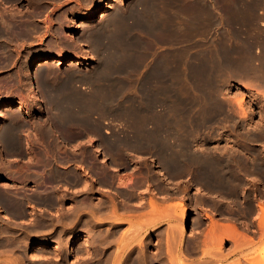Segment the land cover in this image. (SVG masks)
Segmentation results:
<instances>
[{
	"label": "bare ground",
	"instance_id": "bare-ground-1",
	"mask_svg": "<svg viewBox=\"0 0 264 264\" xmlns=\"http://www.w3.org/2000/svg\"><path fill=\"white\" fill-rule=\"evenodd\" d=\"M11 1L12 0H0V5H3L4 2H11ZM125 1L126 0H116V2L119 4H124ZM186 1L189 3V6H187L186 8L189 10L190 13L193 11V13L191 15L189 13V16L186 14H183L182 13L183 10H181V8H179L182 5L181 0H135L134 2H132L130 7L127 8L125 6L121 10H115L114 13L112 12V14H111V11H113V7H115L113 4L114 2L111 0H102L101 5H99L98 7H96L95 9H93L92 11H90L89 13H87L85 15H82V16L80 15V17H78V23L77 24H83L85 26L87 24H89L88 28L90 29V27H91L90 31L83 34V35L91 38L90 41H92V46H93V41L95 40L94 41L95 42V44H94L95 49H93V50H95V52L99 53V55H101V58L99 59L98 64L95 67V71H92L91 73L87 72L88 74L87 73L85 74V72H84L85 75L82 74L83 76H79L80 75L79 73L81 71L78 73L77 72L78 70L75 69L76 71L72 70V71H69L67 74L64 73L66 75H65V77L63 76L64 77L63 80L60 81L57 78L59 81V84H57L58 81L56 83L58 85V89H57V87L55 88V89H57V91L55 92V90L51 89L52 91L45 93V96L43 95L44 97H46V99H47L46 101L49 104V108H50L49 113H51L50 114L51 116H49V118L51 117V120L53 118L52 124H55V126L56 125L59 126L60 131L65 129L67 124L69 126L71 124V122H74V123L75 122H78V123L81 122L80 126H82V123H83V125L84 124H86L87 126L90 125L92 127V130L94 128L97 135L98 134L102 135V131H103L102 128L103 127H102L101 121H103V118L105 120L106 117H109L110 121H111L113 119H117V118L119 119V118H126L127 117L128 120L127 119H125V120H127V123L129 122V126H128V128L130 129L129 134L125 133L126 135L125 136L120 135L121 137L120 136L114 137L112 135L113 138L111 137L112 140H110V143L128 146L129 148H131V151H134V150L138 151L139 150L140 154H142L141 153L142 151L144 153V151L147 152L148 150L153 149V151H154L153 153H155V156H150V155L149 156L153 157V159H151L152 161L155 159V162H156L155 167L157 168V171H155V173H158V177L155 180L152 178V175L148 174L150 172H147V173L142 172V171L138 172L139 177H140V182H139L140 184L138 183L139 185L137 184V182L135 183V181L139 178V177L137 179L134 178L135 173L131 172L134 177L131 176L132 174H130V175H128V178H127V176H126V178L119 177L118 176L119 174L115 173L116 177H119L117 179L118 180V186L119 185H121V186L126 185V183L130 181L129 176H131V178L135 179V181L133 180V182L130 181L129 184L133 183V184H135V185L137 184V185L134 187V185L132 184L133 185V186H131L132 187V193H130V192L128 193V191H127L126 192L127 196L124 198V199H128L129 202H130V200H132L134 198L136 199V197L140 198L142 200L141 203L143 202V196L140 197L138 193L135 195L133 191H136L137 187L142 186L145 182L148 183V185H147L148 187L150 185H152L151 191H154L155 193L157 192L156 194H158V193L162 194L160 198L167 199V198L171 197V193L169 191L174 189V185L178 183V182H174V181L172 182L171 178L173 176L180 178V179L186 178L183 181H188L189 187L191 186L192 189L194 190L193 191L194 195L197 194L199 196V197H197L199 200H197V202L194 203L196 213H195L194 217H192L193 218L192 219V228L195 229V231L193 230V232L196 233L193 236L196 238V241L192 242L191 245L186 246V247H188L189 253L187 252V250L186 251L184 250V251L187 252L188 255L191 253H193V254L194 253H196V254L200 253L202 258H200L201 259L200 261H194L195 259L191 260L190 259L191 257L189 258V256H191V255L187 256L186 255L187 253H185V252H183V250H181L180 245L178 248L179 251H178L177 257L174 258L175 254L171 253L172 251L169 250L170 249L169 247H171V245L174 243L175 236L173 235V233L172 234L169 233L167 235V240H166L167 241V245H166V249H165L166 252L163 253L164 255L162 254L163 256H160L161 258L159 257L160 259H158V262H157V259L154 258L156 260L155 262H157V264H220L219 257L223 256V255L220 254V256H218V253H220V251L222 250V247L224 246L226 241H230V243L232 241V243H233V245H235V247H236V245H239V246L247 248V252H243L242 256L240 255L241 259L238 260L237 263L235 262V264H241L242 260L246 264H264V194L260 193L261 194L260 196H257L255 194V190L258 191L256 188V187H258L257 185H260L261 186L260 190L264 191V157H263L262 153H260L257 149H255L253 147L255 145L256 146L260 145L259 147H261L260 148L261 152H263V150H264V11L261 13H258V14L255 13L258 8H262L264 10V0H248L246 3L244 2V0H227L229 3H232V9H230L231 14H229V15H231V17L232 16L233 17L229 18V21H228L229 26L227 28H225L224 36L219 40V42L217 44L213 45V47H211V48H209V46L202 47V48L198 49L197 52L191 51L193 48H192V45L190 43H188L189 39H191L192 36H195V35L197 36L201 33L203 34L204 32L208 33L207 25L208 26L211 25V23H209L211 21L209 20V22H207V20L211 19L212 17L211 18L209 17L210 14L207 13V11L210 8H211L210 10L212 11L213 8L216 9L218 7V6L216 7V5H215L217 0H186ZM186 1L183 0L184 3ZM184 3L182 5V9L185 8L183 6L186 3L185 4ZM7 4H6V6L9 5V4L8 5ZM48 4H50V3H48ZM14 5H16V4H14ZM230 5H228V6L230 7ZM3 6L5 7V5H3ZM221 6L222 5L220 4V7ZM13 7L11 6V9ZM1 8H3V7H1ZM7 8H6V11H8ZM186 8H185V11H187V13H188V10H186ZM77 9H79V8H77ZM167 9L170 12H168ZM243 10L248 11V12H246L247 13L246 15H243ZM13 11H14V9H13ZM15 11L16 12H14V13L18 12L17 10H15ZM211 11H210V13H212ZM9 12H12V11H9ZM222 13H223V11H222ZM3 14H1L0 17ZM7 15H8V19H9L8 21L6 18ZM7 15L5 16L6 20L4 18L0 20V40L2 39L0 41V53L2 54L1 58L5 59V61H6V59H7V61H9L8 59H10V56H12V55L16 56L17 55V53H16V55H14L16 48L19 46H22L25 43L24 40H26V39L28 40L30 37H33L32 36L33 27L32 26H34V27L37 26L33 22H32L33 23L32 26H31L32 23L30 24L29 22H28L29 24L24 23V22L17 24L18 23L17 21H16V23H14L15 21L13 22V20L10 19L9 14H7ZM10 15H11V13H10ZM16 15H18V14H16ZM66 15H64V17ZM220 15L221 14L219 12V16ZM224 16H226V15H223V17ZM13 17H11V18H13ZM97 18H104V19L101 22H96L98 24L95 25L94 27L91 26V24H93L94 20H96ZM213 18H214V16H213ZM28 20L29 19H27V20L25 19L24 21H28ZM31 20H33V19H31ZM218 20L213 19L212 23L213 22L214 23L216 22V24L220 23L221 19L219 20V22H218ZM235 22H237L238 24ZM60 24H62V23H60ZM185 24H187V26H184ZM78 26H80V25H78ZM78 26H76V27H78ZM213 26H211V28ZM223 26H222V28H223ZM215 28H218V30H219V27L215 26ZM81 29H79V30H81ZM89 29H87V30H89ZM76 30H77V28H74V33ZM35 31H37V30H35ZM135 31L137 32V34L139 32V34H141V33H142V35L145 34V36H148V38L151 37L150 40H152L151 41L152 44H153V42H156L158 40V38H160V40L163 39L162 41H168L164 44L168 45L170 43L172 46L170 45V48H168L165 51H162L161 53H158V52L152 53L151 48H153L152 47L153 45L149 44L150 42L148 41L149 43L148 42L147 43L150 46H148V48H147V45H146L147 43L145 42L147 39L145 38L142 41L140 36L136 35ZM215 31H216V29H215ZM160 34H162V35L166 34V35L161 36ZM77 36H78L77 38H79L81 36V33H78ZM159 36H161L163 38H161ZM197 37H199V36H197ZM208 38H210V37H208ZM196 39L193 38L194 41ZM29 40H31V39H29ZM79 40L82 41L81 38H79ZM79 40L77 39V41L79 42L78 46L82 47L85 44V41H83L84 42V44H83ZM198 40H199V38H198ZM202 40L205 41L204 38H202ZM212 40H213V38H212ZM217 40H218V37H217ZM23 41H24V43H23ZM87 41L89 42L88 38H87ZM162 41H160L161 43L160 42L159 43L162 44ZM182 41H183L182 45L180 44L181 46H177L178 43H181ZM75 42H76V40H75ZM88 42H86V43H88ZM157 43L158 42H156V44H155L156 46L158 45ZM202 43H204V42H202ZM212 43H213V41H212ZM230 43H233V45ZM205 44H206V42H205ZM73 45H75V44H73ZM174 45H176L177 47H175ZM78 46H77V48H78ZM70 47H71V45H70ZM70 47H69V49H70ZM56 48L58 49V51L54 57L50 56V55H45L43 57H33L34 55H32L29 58L24 57L21 60V63L19 66V67H21V71H18V74H16V77H17V75H19L25 79V82L27 83L26 85L28 86V90H29L28 93L30 94V100L35 107V109L33 111L42 110L43 106H44L43 100L41 98V93H40L41 88L39 87L40 86L39 83H42L41 86L48 84V83L46 84V82L48 80L47 79L48 74L46 73V77H45L44 69H40L39 67H38L39 68L38 72H39V79L40 80H39V82L37 81V79L35 78L36 76L34 74V72L36 71V70L34 71L36 66H42L43 67V66H45L47 64H51V63L52 64L53 63L62 64V62H65V61H72L77 66H80L81 64H84V63L88 64L91 62V59L85 58L86 57L85 55L83 57L80 54L77 55L75 53H69L70 51L69 52L66 51L68 49V47H66V46L64 47V46L59 45ZM49 50L50 49H48L47 51H49ZM80 50H82V49H80ZM194 50H195V48H194ZM43 51H45V50H43ZM84 51H86V50H84ZM159 51H161V50H159ZM89 52H90V50H89ZM27 53H26V56H27ZM102 54H103V57H102ZM149 56H152V57L150 58ZM143 58L147 59L145 64L143 63V62H145V60ZM149 58H150V60H148ZM140 60L141 61L144 60V61L141 62ZM142 63L144 64L143 65L144 69L143 70H142V68L140 69V70H142V72H140L142 74V75H140L141 79H130L132 76H135L138 74L134 71L137 70L138 69L137 67L139 65H142ZM4 64H6V63H4ZM1 65H3V64H1ZM7 65H8V63H7ZM129 65H131V67ZM135 66H137V67H135ZM127 67H129L132 70L131 71L132 73L129 72V74L130 75L132 74V75L130 76V78H127V79L124 78L125 80H123V79H121L123 77H121L120 74H125V72L122 73V71L128 70ZM3 68H5V67H3ZM135 68H137V69H135ZM138 72H139V69H138ZM14 75L15 74H13V76ZM117 75L120 76L121 78L119 77V79H118ZM124 76L127 77L128 74H127V76L126 75H124ZM9 77L7 76V78H9ZM77 77L78 78L81 77V80H85L89 83H92V84L95 83L94 86H90L91 84L89 85L90 88L95 87L94 92L90 93V95H89L90 98H89V96H87V99L89 98L87 100L86 98L84 99L82 97L83 100L89 102L87 104H83L81 102L80 97H79L80 95L78 96V94H77L78 92L76 90H74V91L77 92L76 93L77 95L70 94L72 88H70L69 86H70L71 82H73L75 80V78L77 79ZM59 78H62V77L60 76ZM13 79H16V78L14 77V78H12V80ZM18 79H17L16 83L19 84ZM57 79H55V80H57ZM4 80H5V77L1 81L3 82ZM9 81L7 80V82H9ZM21 81H23V80H21ZM75 81H77V80H75ZM25 82H24V85H25ZM50 82H51V80H50ZM238 82H239V86H240L239 88L240 89H244V88L247 90L254 89V92L257 93V94L255 93L256 94L255 96L260 97L259 98L261 100L260 102H262L260 104V109H262V110L258 111V114H257V111L255 112V110L251 106H246L247 108L245 107L243 95H242L243 98L241 97L240 99L239 98L237 99L236 97H235L236 100L235 99H233V100L228 99L229 97H227V96L229 95V93H228V95L226 93L229 92L228 90L231 87H234V85L237 84ZM13 83L10 82L9 86L13 87V85L14 86L17 85L15 82H13ZM50 84H48V85H50ZM7 85H8V83H7ZM24 85H22V86H24ZM5 86H6V84H5ZM50 86H52V85H50ZM47 87H42V90H43V88L46 89ZM127 87H128V90H127ZM52 88H54V87H52ZM68 88L71 89L70 92L68 91L69 90ZM131 88L132 89L134 88V89L132 90ZM6 90H8V89H6ZM12 91H14V90H12ZM92 91H93V89H92ZM22 92H24V91H22ZM18 94H19V92H18ZM245 94H246V92H245ZM252 94H249V95H252ZM20 95H21V93H20ZM234 96L232 95V97H234ZM232 97H231V99H232ZM253 97L251 96V98H253ZM119 99L121 101H119ZM259 99L257 101H259ZM228 100H230V101H228ZM231 101H233V102H231ZM24 102L25 101H23L22 99L21 100L9 99L5 102L0 101V152L2 154L7 152V154H8L7 156H8L9 161L11 160V163H12V161H14V164L17 161V157L14 154H12V152H14V151L18 152L19 150L23 151V148L21 149L20 142L18 141L19 138H17L18 131L20 130L21 127L23 128L26 123L24 124V122H23V124H22L23 118L17 119L18 117L16 118L15 122H13L14 121L13 118H15V117H13L12 118L13 121L11 119L12 123L8 124L7 123L8 121L6 122V120L3 116V111L5 112V109H6V110H13V111L15 110V113L16 112L18 113L19 111H24V110L25 111L27 110L26 112H28L26 103H24ZM230 104H234L235 106H238L237 108L240 111H236L235 106L233 107L234 110L229 108ZM248 104H249V102H248ZM255 104L257 105V103H255ZM28 108H30V107H28ZM258 109H259V107H258ZM94 112L96 114L95 115L96 117H95V120L93 121V118L91 119V117H92L91 114H93ZM255 115H260V117L257 116L258 118H260L259 121L257 120L259 123L256 120L255 121L257 123L254 122V120L252 121L253 116H255ZM16 116H18V115H16ZM6 118H8V117H6ZM19 118H20V116H19ZM49 118L47 120H49ZM111 118H113V119H111ZM20 120H22L21 123H20ZM253 122H254V124H253ZM44 124H45V122H44ZM34 125L36 126V124H34ZM28 126L33 128V124H28ZM49 126H50L49 124H48V127L46 126V128H45V126H43V124H40L38 126L39 128H37V126H36V130H38V129L40 130V132L42 133V137L44 135L43 139L46 138L45 135L47 136V134L48 135L52 134L55 137V141L60 142L61 144L62 143L64 144V142L69 141L70 137H68V139H66V136H64L60 133H59L60 135L58 134L59 130L58 131L55 130L57 132L54 131L55 126L54 127L52 126L53 130H51L52 128H51V126L49 128ZM119 126H120V124H119ZM84 128H87V127H84ZM128 128H126V130ZM229 128L235 129L234 131L232 130L233 134H235V135L236 134L239 135V133H242L244 135L243 138H241V136L239 135V138H241V140H240L238 137L236 138L235 136L232 135L233 137H235V139H236L235 140L233 137H232L233 138L232 139V138H228V136H227L228 140L223 144L220 143L217 139L220 140L221 138H223L222 135L226 134L225 132ZM81 129H82L81 131H83V126ZM124 129L125 128H123L122 130H124ZM246 129H250L251 131H246ZM39 130H38V132H39ZM84 131H86V130H84ZM83 132H82V134H83ZM122 132L123 131H121V133ZM228 132H230V131H228ZM62 133H64V132H62ZM79 133H81V132H79ZM113 133H115V132H113ZM118 133H120V132H118ZM118 133H115V134H118ZM215 134L219 137L216 139L217 141H215V140L213 141V139H214L213 135H215ZM231 134L232 133H230V136H231ZM212 136H213V139H212ZM217 136H215V138ZM230 139H232V140H230ZM52 140H54V139H52ZM223 140H224V138L222 139V141ZM49 142H52V141L49 140ZM57 142H54L53 144L49 143L50 144V145L48 144L49 148L54 149ZM258 142H260V144H257ZM43 143H45L44 140H43ZM211 143H216V144L211 145ZM51 144H52V146H51ZM44 145H47V143ZM2 146H3V148H2ZM92 146L94 147L93 148L94 154H98L99 153L98 152L99 151L98 150L99 144H97L95 141L92 140ZM52 147H54V148H52ZM59 147H57V148H59ZM31 149H29V150L26 149V151H25V153L29 155L28 156L29 158H30V152L32 151ZM50 149H48V148L46 149V147H45V150L44 149H42V150H44L46 152L47 151H53ZM56 149L54 151H56ZM140 150H142V151L140 152ZM60 151H61V148H60ZM62 152L63 151H61V153H59V154L60 155L63 153L66 154L65 152H63V153ZM57 153H58V151H57ZM57 153H56V155H57ZM67 153H68V151H67ZM50 154H52V153H50ZM145 154L148 155V153H145ZM149 154H150V152H149ZM36 155H39V154H36ZM33 156H34V154H33ZM49 156H47V157H49ZM92 156H93V154L91 156L89 155L90 158H93ZM39 157L40 156H38L37 158H33L34 162L36 161L35 159H38ZM47 157L45 156L43 158V156H42L39 159L40 163L37 160L39 163V164L37 163L38 164L37 167H36V165L32 166V167H36V168L41 166V170L38 169L39 171L35 170V171H31V172L27 173L25 170L21 169L20 166H18V164H16L21 171H25L27 173L24 176H19V177L16 176L18 174V172H21V171H18L19 169L17 170L18 172L15 176L13 173L16 170L13 171V173H12V172H10V170H11L10 169L9 171H6V173H5V170L8 169L7 166H5L2 169L1 176L4 175V174H2L4 172L5 174L8 173V175H7L8 179L11 177V179H10L11 184L10 185H4L7 183H4L3 181H2V183H0V184L4 183L3 186L0 185L1 186L0 187V211L3 210L1 208V205H4V206H6V208L10 209V212H11V213L5 214L7 216V217L5 216L6 219H8L12 222L18 216L24 215L25 206L28 208H32V209L34 208L31 206L32 204L29 205L30 202L28 203L30 197L27 200V197L30 195L32 196V193L29 192L30 194L25 198L27 193L25 194L24 192H28V189H27V191L25 189L24 192H22L25 194L24 197H20L17 194L20 189L21 190L23 189V188H21L23 185L20 187V189L17 190V193L15 192L16 190L15 191L13 190L12 186L16 185L17 183L23 184V183H25L24 181H28V182H32V183L36 184L35 185L36 188L37 187L42 188V191L36 190V192L34 193L36 195L34 196V201H33L34 203H36V205H40V206H43V205H49V206L51 205L52 206L54 203H58V199L63 198V196H61V195L58 196L56 194V190H58L56 187L59 188V187L63 186L62 189L64 190L65 188L70 187V185H73V184L76 185L75 184L76 182L79 183L78 181H75L71 178V176L73 175V172H71V171H65V173L56 172L59 170V167L61 166V164L59 165L58 170H56V169H54V166H57V164H58V163L56 164V159L54 157L53 158L52 157L47 158ZM58 157H60V156H58ZM71 157H73V156H71ZM133 157H135L134 154H133ZM29 158H28V160L31 161L32 159L30 160ZM83 158L85 159L87 157H82V159ZM145 158H143V159H145ZM59 159H60V163L62 162L63 165H66L64 163L70 162V159H68L67 156L66 157H64V156L60 157ZM50 160L52 161L54 166L51 165ZM58 161L59 160H57V162ZM133 161H135V160H133ZM142 162H141V164H142ZM149 162L151 163V161H149ZM26 163H27V161H26ZM31 163L29 162V165ZM137 163H140V162H137ZM148 163L145 165H148ZM5 164H6V162H5ZM11 166H12V164H11ZM50 166H52V167H50ZM65 167L66 166H64L63 168H65ZM118 167H119V165L117 164V162L113 161V168L117 170ZM27 168H28V165H27ZM27 168H25V169H27ZM29 168H31V167L29 166ZM132 168H133V166H132ZM134 168H136V167L134 166ZM141 168H142V166H141ZM145 168H147V166ZM33 169L34 168H32V170ZM28 170L29 169H27V171ZM138 170H140V169L138 168ZM138 170L136 169V171H138ZM101 171L107 172L104 165H101ZM151 171L154 173L153 170H151ZM22 173L23 172H21V174ZM142 173H144L146 176L145 181H143V179H142V176H141ZM21 174L19 173L18 175H21ZM62 174H64V176H67L66 179L68 181H66V182L59 181L58 178L60 176H62ZM9 175H10V177H9ZM136 175H137V173H136ZM113 179H114V177L112 178V180ZM85 180H87V179H85ZM108 181H110V179L108 177H105L99 183V186L102 189H105L104 193L106 191L107 192L106 194H109L111 200L108 201L107 205L104 204V202L106 200H101L100 197H99L100 199L98 198L99 200H97V202H95V207H96L95 214L100 215L98 218L103 217L105 215V213H106V215H108L109 210L111 211L110 213H112L113 216L115 217V216H117V209L121 210V208H122V207L121 208L118 207L119 205L116 206L118 204V203L117 204L115 203L116 199H117V197H116L117 195L115 194L116 192L115 193L112 192L110 190V188L106 185V183ZM85 183H87V181ZM154 183H156V185H154ZM16 187H17V185H16ZM127 187H128V185H127ZM129 188H130V185H129ZM31 189H29V191H32ZM89 190H91V189H89ZM182 190L184 192L187 191L188 186L185 184L183 186ZM32 192H34V191H32ZM95 192H96V190H95ZM146 192H148V191H145V193ZM126 194H124V195H126ZM151 194H153V192ZM225 194H227V195H225ZM250 194L252 195L251 197H249ZM20 195H22V194H20ZM119 195L121 196V193ZM156 196L158 197V195H156ZM196 196H195V198H196ZM255 196H257L261 200H259V199L256 200ZM95 198L97 199V197H95ZM119 199H117V202ZM30 200H32V198ZM225 200L230 201L231 203H229V204L232 206H235L234 208H237L238 210H239L238 207L240 205L238 206L236 204L237 203L236 201L238 200L241 202V203L239 202L241 204V208H242V209H240L241 211L239 210L241 213L240 212H238V213L242 214L241 217H242V220H244V224L242 225L243 227L242 226L241 227L244 230L242 229L243 230L242 231L241 227H240V230H241V232H240V230L237 229L238 226L236 225L237 226L236 227L234 225V224H236L235 222H231V223H220V222L218 223L217 222V224L211 223L210 228L207 227L209 229H206V231H205V229H203V227H202L203 219H205V218H207L208 220L212 219L214 217L213 216L214 214L210 209L213 208L214 209L213 211L217 212V210H218L217 206L220 205L221 203H225V202H223ZM254 200H256V201L259 200L258 201L259 204L256 203L258 205V207H257L259 209L258 211H257V208H256V210H254L255 209ZM162 201H163V199H162ZM122 202H124V201H122ZM136 202L138 203L139 201H136ZM105 203H107V202H105ZM126 203H128V202H126ZM134 203H132V204H134ZM244 203H246V204H244ZM129 204H131V203H129ZM129 204H127V205H129ZM151 204L153 205L152 200H151ZM227 204H228V202H227ZM242 204H244V205H242ZM202 205H205L207 208H204V206L202 207ZM120 206H122V203ZM129 206H126V207L129 208ZM143 206H144V204H143ZM143 206L141 208H143ZM170 206H171V204H170ZM170 206H169V208L174 207L173 205L171 207ZM124 207L125 206H123L122 209H124ZM131 207H133V205ZM199 207L200 208L202 207L201 210H199ZM133 208H130V209H133ZM244 208H246L247 210L244 211L245 210ZM252 209L254 211H257L256 212L257 214L255 213L256 216L255 215H253V216L259 217V221H258L259 224H257V226L253 225L256 228L258 226H259L258 228H260L259 235L261 233V236L260 237L258 236V237L261 239L259 240V242L257 240H256L257 242H255L254 238H253V236H254L253 234H255L258 230L256 231L254 229L256 232L252 233V231L249 229V222L250 221L248 222L247 219H245L246 213L248 212V214H249V212ZM169 210L170 209H168L167 212ZM230 210L233 211L234 209H230ZM126 211H128V209H126ZM126 211L124 210V214ZM162 211H163V209H162ZM74 212L75 211L73 209L72 213H74ZM177 212H178V217L181 218L180 219L181 221L177 219V217H176L177 215L176 216L174 215V217L178 221L182 222L181 224L179 223L180 224V227H179L180 232L179 233L181 236H183L185 234L187 235V230L185 231V226H186L185 220H186V215H187L188 209H187V203L185 202V199H181L177 203ZM118 213H119V211H118ZM129 213H130V211H129ZM168 213H170L169 214V216H170L171 213H173V212L171 210V212L169 211ZM251 213H254V212H251ZM119 214H121V213H119ZM152 214H154V213L152 212ZM67 215H68V213H67ZM97 215H95V216H97ZM169 216H167V217H169ZM248 216L250 218V215H248ZM241 217L239 219H241ZM98 218L96 217V220H99ZM107 218L109 219V216ZM119 218H120V216H119ZM252 219H253V217H252ZM152 220H154V219H152ZM213 220H214V218H213ZM215 220H217V219H215ZM253 220H255V218ZM121 221H120V223H123ZM218 221H220V220H218ZM154 222H150V224L154 223ZM95 223H96V221H95ZM104 223H105L104 220H102L101 222L98 221L95 224V228L102 226V224H104ZM107 223L109 224V222H107ZM148 223L146 222V224H144V223L143 224L147 225ZM206 223H207V221H206ZM232 223H234V224H232ZM251 223L252 222H250V224ZM46 224H49V223H46ZM46 224H45V226H46ZM118 224L111 225V228H109V229L107 227H105L107 231L105 230L106 232H104V234L102 233L104 230L101 232L102 229L100 230L98 228L99 230H97V229L95 230V241H96V243H95V247H96L95 264H116L115 263V257H113L111 260L110 258L112 256V254H111V252L108 253V251L111 248V246L113 245V243H115L117 245L116 251L118 253H120V252L123 253V256L121 257L120 262L125 263V264H150V261H149V258L147 257V254L144 253L145 249L143 250V247L145 246L144 239L143 240L139 239V241L137 242L138 247H136V249H134V250H136L135 251L136 255L134 257H132L134 250H132L130 248H125L126 247L125 243H127V240H128V238H127L128 234H124L123 236L120 234V236L122 238L121 239L119 238V241H117V242L114 241L113 235L115 234V232L118 231V229H120V225H121V224H119V225ZM150 224H148V225H150ZM168 224H169V222H168ZM39 225H43V223L42 224L38 223L37 226H39ZM140 225H142V224H140ZM45 226H43V227H45ZM107 226H109V225H107ZM136 226L138 227V225H136ZM155 226H156V223L151 225V227H155ZM137 227H135V228H137ZM204 227L206 228V226H204ZM102 228H104V227H102ZM130 228H131V226H130ZM132 228H131V230H132ZM174 228H176V227L174 226ZM174 228H173V230H174ZM138 229H139V227H138ZM169 229H171V228H169ZM140 230H141V228H140ZM123 231L125 232V230H123ZM139 231H137V232L139 233ZM0 232L2 233L3 231L1 230ZM133 232H134V229H133ZM1 233H0V235H1ZM8 233H10V232H8ZM127 233L130 234V232H127ZM135 233H136V231H135ZM197 234H198V236H197ZM130 235H131V237H133L132 234H130ZM156 235L157 234H155V236ZM200 235H201L202 239H201ZM7 236H6V238H7ZM10 236H9V238H10ZM111 236H112V238H111ZM136 236H137V234H136ZM2 237H4V235H2ZM258 237H256V238H258ZM138 238H141L140 235ZM4 239L5 238H3V240ZM75 239H77V238H75ZM1 240L2 239L0 238V246L3 245L5 247L7 242L5 244V242H3ZM10 240H12V239H10ZM12 244H13V241H12ZM83 244H84V246L86 245L87 247H89L92 244V242L90 239H88V240H84ZM8 245H9V242H8ZM54 246L55 247L52 248V253H53V256L56 258V260H58L57 258H59L60 254L57 251H60L63 248V243L57 242L56 244H54ZM73 246H74V244H73ZM46 247H47L46 243H40L39 245H37V247H35L34 250L35 251H44V250H46ZM172 247H173V245H172ZM184 247H182V248H184ZM235 247L233 246L232 249H234ZM128 249H130V250H128ZM232 249H231V251H232ZM71 251H73V248L70 247V252ZM214 251H215V253H214ZM229 251H230V249H229ZM224 252H228V251L224 250ZM86 253H87L86 255H88L89 252L86 251ZM126 254L128 256L125 258ZM258 254H260L259 257H256V255H258ZM172 255H174V256L172 257ZM31 258L33 260H39L40 259L42 261L46 259V257H41L39 255H34ZM17 260H18V258L15 259V261H17ZM88 260H89V258H88ZM88 260H85V261L87 262ZM236 260H233V262ZM72 262H73V264L74 263L76 264V262H78V261L74 260ZM231 262H229V263L232 264L233 262L232 263ZM244 262H243V264H245ZM10 263H11L10 261H7V264H10ZM117 264H119V263H117Z\"/></svg>",
	"mask_w": 264,
	"mask_h": 264
},
{
	"label": "rangeland",
	"instance_id": "rangeland-1",
	"mask_svg": "<svg viewBox=\"0 0 264 264\" xmlns=\"http://www.w3.org/2000/svg\"><path fill=\"white\" fill-rule=\"evenodd\" d=\"M111 1H113L112 3L114 4V6L115 7H113V11H111V14H112V12L114 13V11L115 10H121V9H123V7H130V5L132 4V2H134L133 0H126L125 1V3L124 4H119V3H117L116 2V0H111ZM182 2H181V4L183 5V0H181ZM184 1H186V0H184ZM225 0H217V2H216V9H212V11L209 9L208 11H207V13H209L210 14V18L211 19H208L207 20V22H209V20L211 21V22H209V23H211V25H207V31H208V33L207 32H204L202 35L201 34H199V35H197V36H199V37H197L196 35V37L195 36H192L191 37V39H189V42L188 43H190L191 45H192V52H197L198 51V49H200V48H202V47H206V46H209V48H211V47H213V45H215V44H217L218 42H219V40L224 36V32H225V28H227L229 25H228V21H229V18H232L231 17V15H229V14H231V12H230V9H232V3H229L227 0L224 2ZM248 0H244V2L246 3ZM47 2V3H46ZM215 2V1H214ZM8 5V6H6V4ZM48 3H50V4H48ZM52 3V4H51ZM101 3H102V0H12L11 2H4L3 3V5H5V7L7 8V10L8 11H6V8L3 6V5H0V8L1 7H3V8H1L0 10V15L1 14H3L1 17H0V20L1 19H5L6 20V18H7V21L9 20L8 19V15L7 14H9V17H10V19L11 20H13V22L14 23H16V21L18 22L17 24H19V23H34V24H36L35 26L37 27H34V26H32L33 25V23L31 24V26L33 27V34H32V36L33 37H30L29 39H31V40H24L25 41V43H24V41H23V45L22 46H19V47H17L16 48V51H15V53H14V55H16V53H17V55L16 56H10V59H8L9 61H7V59H6V61H5V59H3V58H1V53H0V101H2V102H5V101H7V100H9V99H14V100H17V99H19V100H23V101H25L24 103H26V106H27V109H28V112H26L25 110L24 111H19L18 113L16 112L15 113V110L13 111V110H6L5 109V112L3 111V116H4V118H5V120H6V122L9 124H11L12 123V121H13V119H14V121L13 122H15V120H16V118L17 119H22V120H20V123H21V121H22V124H23V122H24V124L26 125H24V127L22 128H20V132L18 131V135H17V138H19L18 139V141L20 142V145H21V149L23 148V151L22 150H19L18 152L17 151H14V152H12V154H14L16 157H17V161L15 162V164H14V161H12V163H11V160L9 161V159H8V154H7V152H5L4 154H2L1 152H0V183H2V181L4 182V183H7V184H4V185H10L11 184V177H10V175H9V179H8V173L7 174H5L6 173V171H9L10 169V172H12L13 173V171H15L13 174H14V176L17 174V172L18 171H21L20 169H19V167L18 166H20V168L21 169H23V170H25L27 173H29V172H31V171H39L38 169H40L41 170V166L40 167H38V168H36L37 167V165L40 163V158L43 156V158L46 156H49V157H47V158H50V157H54L55 159H56V164H57V166H54L53 165V163H52V161H51V165L52 166H54V169H56V170H58V167H59V165L61 164V166L59 167V170L58 171H56V172H61V173H65V171H71V172H73V173H80V174H83V177L80 179V180H77L79 183H75L76 185H70V187H68V188H65L64 190L62 189L63 188V186H61V187H56L58 190H56V194L59 196V195H61V196H63V198H60V199H58V203H54L52 206L50 205H43V206H40V205H36V203H34L33 201H34V196L36 195V194H34L35 192H36V190H39V191H42V188H36L35 187V185L36 184H34V183H32V182H28V181H24L25 183H17L16 185H17V187H16V185H13L12 187H13V190L17 193V190L18 189H20V187L21 188H23L22 190L20 189L19 190V192L17 193L20 197H24L25 196V194H26V196H25V198L30 194V193H32V196L30 195V196H28L27 197V200H28V198L30 197V199L32 198V200H30L29 199V201H28V203H29V205H31L32 207H34L33 209L32 208H28V207H26L25 206V213H24V215H22V216H18L17 218H15V220H13L12 222L10 221V220H8V219H6L5 218V214H7V213H11L10 212V209H8V208H6V206H4V205H1V208L3 209L2 211H0V231L2 230L3 232L1 233V235H0V238L2 239L1 241H3V242H5V244H6V242H7V244H6V246L4 247L3 245H1L0 246V264H7V261H10L11 263L10 264H73V262L72 261H74V260H76V261H78V262H76V264H95V255H96V247H95V243H96V241H95V230L97 229V230H101V232L104 234V232H106L107 230H106V228L105 227H107L108 229L109 228H111V225H115V224H121L120 225V229H118V231L117 232H115V234L113 235V239H114V241H119V238L121 239L122 237L120 236V234L123 236L124 234H128V236H127V238H128V240H127V243H125V248H130V249H132V250H134V249H136V247H138L137 246V242L139 241V239H141V240H143L144 239V244H145V246L143 247V250H144V253L145 254H147V257L149 258V261H150V264H157V262H158V259H160L161 257L160 256H163L164 254L163 253H165L166 252V245H167V235L169 234V233H173V235L175 236V240H174V243L172 244L173 245V247H172V245H171V247H169L170 249V251H172L171 253L172 254H175V256L174 255H172V257L174 256V258L175 257H177V254H178V248H179V245L181 246V250H183V252H185L186 250H187V252H188V247H186V246H189V245H191V243L192 242H194V241H196V238L193 236V235H195L196 233L195 232H193V230L195 231V229L194 228H192V217H194V215H195V213H196V210H195V202H197V200H199L197 197H199L197 194H195L194 195V190L192 189V187L190 186L189 187V183H188V181H183V180H185L186 178H182V179H180V178H177V177H175V176H173L172 178H171V180H172V182L174 181V182H178L177 184H175L174 185V189H172V190H170L169 192L171 193V197L170 198H167V199H165V198H160L161 197V193H158V194H156L154 191H151L152 190V188L149 186H145V185H142V186H140V187H137V190L136 191H133L134 192V194L136 195L137 193L139 194V196L141 197V196H143V204H144V206H143V204L141 203V199L140 198H137L136 196V199L134 198V199H132V200H130V202H129V200L128 199H124L126 196H127V194H126V192L128 191V193L130 192V193H132V187L131 186H133L134 185V187L140 182V177H139V173L138 172H150V173H148L149 175H152V178L153 179H157V177H158V173H155V171H157V168L155 167V164H156V162H155V159L152 161L151 159H153V157H150V156H155V153H153L154 151H153V149L152 150H148L147 152H145L144 151V153H143V151L142 150H140V152L142 153V154H140L139 153V150L137 151V150H134V151H131V155L129 156V158L133 161V160H137L136 162L135 161H126L125 159H124V155H123V153H120V154H118V155H116V160H118L120 163H124V162H127V164L125 165V167L122 169V170H118V171H116L115 173L116 174H119L118 176L119 177H124V178H126V176H127V178H128V175H130V174H132V173H135L134 174V176H133V174L131 175V176H133L135 179H137L138 177V179L135 181V179L134 178H131V176H129V179H130V181H132L133 182V180L135 181V183L137 182V184L135 185V184H129L130 183V181L129 182H127L126 183V185H123V186H121V185H119L118 186V178L119 177H116V183H115V185H117V187L114 189L113 187H111L110 188V190L112 191V192H116L115 194L117 195L116 197H117V199H119L120 197V199L118 200V202H117V199H116V206H118V207H122L123 208V206H129V208H125L124 207V209H122L121 208V210H118L117 208V216H113V214L112 213H110L111 211L109 210L107 213H108V215H106V213H105V215L103 216V217H100V218H98L100 215H97V214H95V210H96V207H95V202H97V200H99L100 198H101V200H106L105 202H107V203H105L104 202V204H108V201H110L111 199H110V196H109V194H106L107 192L105 191V193H104V189H102L99 185H97V186H99V188H97V186L95 185V180H93V179H95V173H93L91 170H87V173H85V171H86V167H84L82 170L80 169L81 167H77V170L76 169H74L73 168V165L74 164H76V165H80L81 163L80 162H78V161H75V159L74 158H82V157H87L86 159H89V160H91V161H93L94 163H95V154H94V152H93V146H92V140L93 141H95V136L96 137H101V135L100 134H98L97 135V133L95 132V130H94V128H93V130H92V127L90 128L89 126H87L86 124H84L83 125V123H82V126H83V131L84 130H86V131H81L82 129V126H80V124H81V122L80 123H78V122H71V124L68 126V124H67V126H66V130L65 129H61L62 131H60V128H59V126H55V124H52V122H53V118H52V120H51V117L49 118V116H51L50 114L51 113H49V111H50V108H49V104H48V102L46 101L47 99H46V97H44L45 96V93H48V92H50V91H52V90H55V92L57 91V89H58V85L57 84H59V81H58V79L61 81V80H63V78L65 77V75L69 72V71H72V70H74V71H76V70H78L77 72L79 73L80 71V75L79 76H83V75H85L87 72L88 73H91L92 71H95V67L97 66V64H98V61H99V59L101 58V55H99V53H97V52H95V50H93V49H95V40L93 41V46H92V41H90V37H88V36H85V35H83V34H85V33H87V32H89L90 31V29H91V27H90V29L88 28L89 26V24H87L86 26L85 25H83V24H77L78 23V17H80V15L82 16V15H85V14H87V13H89L90 11H92L93 9H95L96 7H98L99 5H101ZM186 3V4H185ZM184 4V6L183 7H187V6H189V3L186 1ZM188 3V4H187ZM223 3V4H222ZM226 3V4H225ZM228 3V4H227ZM11 4V5H10ZM14 4H16V5H14ZM78 4V5H77ZM220 4L222 5L221 7H220ZM231 4V5H230ZM182 5L179 7V8H181V10H183V14H186V15H188L189 16V10L186 8V10H188V13H187V11H185V8L184 9H182ZM228 5H230V7L228 6ZM11 6L13 7L12 9H11ZM76 7V8H75ZM77 8H79V9H77ZM119 8V9H118ZM189 8V7H188ZM222 10H221V9ZM226 10H224V9ZM3 9V10H2ZM13 9H14V11H13ZM77 9V10H76ZM176 9V8H175ZM220 9V10H219ZM229 9V10H228ZM260 9V10H259ZM15 10H17L18 12L17 13H14V12H16ZM180 10V9H179ZM262 10V11H261ZM9 11H12V12H9ZM32 11V12H31ZM167 11L168 12H170L168 9H167ZM185 11V12H184ZM210 11L212 12V13H210ZM218 11V12H217ZM222 11H223V13H222ZM258 11V12H257ZM257 11L255 12V13H261V12H263L264 10L262 9V8H258L257 9ZM7 12V13H6ZM71 12V13H70ZM165 12V11H164ZM216 12V13H215ZM219 12H220V14L222 15H226V16H224L223 17V15L221 16H219ZM245 12V13H244ZM246 12H248V11H246V10H243V15H246L247 13ZM10 13H11V15H10ZM73 13V14H72ZM193 13V11L190 13V15ZM218 13V14H217ZM226 13V14H225ZM14 14V15H13ZM16 14H18V15H16ZM67 14V15H66ZM7 15V17L5 18V16ZM16 15V16H15ZM64 15H66L65 17H64ZM212 15V16H211ZM14 16V17H13ZM183 16V15H182ZM213 16H214V18H213ZM216 16V17H215ZM229 16V17H228ZM11 17H13V18H11ZM64 18V19H63ZM228 18V19H227ZM27 20V19H29L28 21H24V20ZM31 19H33V20H31ZM101 19V20H100ZM104 18H97L96 20H94V23L93 24H91V26H95V25H97L98 23H96V22H101L102 20H103ZM213 19H216V20H220L221 22L220 23H217L216 24V22L214 23H212V20ZM4 20V21H5ZM219 20H218V22H219ZM21 21V22H20ZM44 22V23H43ZM240 22V21H239ZM28 23V24H29ZM60 23H62V24H60ZM208 23V24H209ZM226 23V24H225ZM235 23H237V22H235ZM215 24V25H214ZM220 24V25H219ZM238 24V23H237ZM78 25H80V26H78ZM214 25V26H213ZM224 25V26H223ZM234 25V24H233ZM236 25V24H235ZM76 26H78V27H76ZM82 26V27H81ZM184 26H187V24H185ZM211 26H213L212 28H211ZM215 26L216 27H219V30H218V28H215ZM222 26H223V28H222ZM80 27V28H79ZM36 28V29H35ZM74 28H77V30L75 31V33H74ZM82 28V29H81ZM86 28V29H85ZM211 28V29H210ZM222 28V29H221ZM37 30V31H35V30ZM40 29V30H39ZM79 29H81V30H79ZM87 29H89V30H87ZM211 31H210V30ZM215 29H216V31H215ZM84 33H83V32ZM220 32V33H219ZM78 33H81V36L79 37V38H81L82 39V41L81 40H79V38H77L78 36ZM135 33H136V35L137 36H140V38H141V40L143 41V39H147L145 42L147 43L148 41L150 42H148L149 44H151V45H153L152 47L154 48H151V52L152 53H161L162 51H165V50H167L168 48H170V43L167 45V44H164V43H166V42H168V41H162V40H160V38H158V40L156 41V42H158L157 44V46L155 45L156 44V42H153V44H152V40H150V38L151 37H149L148 38V36H145V34L144 35H142V33L141 34H139V32H138V34H137V32L135 31ZM211 33V34H210ZM214 34V35H213ZM223 34V35H222ZM83 35V36H82ZM161 36H165V35H162V34H160ZM206 35V36H205ZM210 35V36H209ZM219 35V36H218ZM37 36V37H36ZM136 36V37H137ZM161 36H159V37H161ZM210 37V38H208V37ZM213 36V37H212ZM144 37V38H143ZM213 38V40H212V38ZM217 37H218V40H217ZM86 38V39H85ZM87 38L89 39V42L87 41ZM161 38H163V37H161ZM193 38L194 39H196L195 41L193 40ZM198 38H199V40H198ZM201 38V39H200ZM202 38H204V40L205 41H203L202 40ZM35 39V40H34ZM77 39L79 40V41H81L83 44H84V42L83 41H85V44L82 46V47H79L78 46V41H77ZM149 39V40H148ZM2 40V39H1ZM0 40V41H1ZM75 40H76V42H75ZM216 42H215V41ZM160 41H162V44H160L161 42ZM199 41V42H198ZM212 41H213V43H212ZM32 42V43H31ZM68 44H67V43ZM86 42H88V43H86ZM144 42V43H145ZM160 42V43H159ZM202 42H204V43H202ZM205 42H206V44H205ZM28 43V44H27ZM56 43V44H55ZM59 43V44H58ZM148 43L146 44L147 45V48H148V46H150V45H148ZM182 43H183V41L181 42V43H178V45L177 46H181L182 45ZM229 43V42H228ZM58 44V45H57ZM66 44V45H65ZM73 44H75V45H73ZM88 44V45H87ZM164 44V45H163ZM181 44V45H180ZM204 44V45H203ZM212 44V45H211ZM230 44H232L233 45V43H230ZM59 46V45H61V46H66V47H68V49L66 50V51H70L69 53H75V54H77V55H82L83 57H84V55L86 56L85 58H90L91 59V62L90 63H88V64H81L80 66H77L74 62H72V61H65V62H62V64H57V63H51V64H47V65H45V66H36L35 67V69H34V74H35V78L37 79V81L39 82V68L40 69H44V72H45V77H46V73L48 74V76H47V82H46V84L48 83V84H50V85H52V86H50V85H42L41 86V84L42 83H39L40 84V93H41V98H42V100H43V109L42 110H36V111H33L34 109H35V107H34V105L32 104V102H31V100H30V94L28 93L29 92V90H28V86L26 85L27 83L25 82V79L24 78H22L21 76H19V75H17V77H16V74H18V71H21V67H19L20 66V63H21V60H22V58H26V57H30V56H32V55H34L33 57H43V56H45V55H50V56H55L56 55V53H57V51H58V49L56 48L57 46ZM70 45H71V47H70ZM200 45V46H199ZM52 46V47H51ZM77 46H78V48H77ZM92 46V47H91ZM172 46V45H171ZM175 47H177L176 45H174ZM48 47V48H47ZM69 47H70V49H69ZM198 47V48H197ZM165 48V49H164ZM194 48H195V50H194ZM197 48V49H196ZM48 49H50L49 51H47ZM80 49H82V50H80ZM153 49V50H152ZM19 50V51H18ZM32 50V51H31ZM43 50H45V51H43ZM84 50H86V51H84ZM89 50H90V52L93 54H91L90 52H89ZM159 50H161V51H159ZM28 53H27V52ZM155 51V52H154ZM94 52V53H93ZM26 53H27V56H26ZM96 53V54H95ZM102 53V52H101ZM24 55V56H23ZM39 55V56H38ZM91 56V57H90ZM99 58H98V57ZM141 56V55H140ZM102 57H103V54H102ZM150 58L152 57V56H149ZM98 58V59H97ZM150 58L148 59V60H150ZM2 59V60H1ZM129 59V58H128ZM144 59V58H143ZM145 60V62H143ZM143 61H141V62H143L144 64L146 63V60L147 59H144ZM16 62V63H15ZM4 63H6V64H4ZM7 63H8V65H7ZM15 63V64H14ZM19 63V64H18ZM142 63V65H139L138 67L137 66H135V67H137L138 69H139V72H138V69L137 68H135V69H137V70H135L134 72H136V73H138L137 75H135V76H132L131 78H130V76L132 75H130L129 74V72H131L132 70L129 68V67H127L128 68V70H124V71H122V73H124L125 72V74H120V76L121 77H123V78H121L120 76H118L117 78L119 79V77L121 78V79H123V80H125V79H127V78H130V79H141V76L140 75H142L140 72H142V70L144 69V64ZM1 64H3V65H1ZM7 67H6V66ZM130 67H131V65H129ZM3 67H5V68H3ZM39 67V68H38ZM94 68V69H93ZM126 68V69H127ZM142 68V70H140ZM76 69V70H75ZM83 71V72H82ZM84 72H85V74H84ZM64 73H66V74H64ZM87 73V74H88ZM132 73V72H131ZM135 73V74H136ZM140 73V74H139ZM12 76H11V75ZM13 74H15L14 76H13ZM83 74V75H82ZM127 74H128V76H127ZM58 77H57V76ZM123 75V76H122ZM124 75H126L127 77H125ZM134 75V74H133ZM7 76L10 78H7ZM52 78H51V77ZM62 77V78H59V77ZM64 76V77H63ZM139 76V77H138ZM4 77H5V80L2 82L1 80L2 79H4ZM16 78V79H13L12 80V78ZM56 77V78H55ZM138 77V78H137ZM19 78V79H18ZM58 78V79H57ZM125 78V79H124ZM17 79H18V82H19V84L18 83H16V81H17ZM55 79H57V80H55ZM120 79V80H121ZM7 80L9 81V82H7ZM21 80H23V81H21ZM50 80H51V82H50ZM75 80H77V81H75ZM75 80L73 81V82H71V84H70V88H72V90L71 89H69L68 91L70 92V90H71V93L70 94H75V95H77L78 94V96L80 97V100H81V102L83 103V104H87V103H89L88 101H85V100H83V98L85 99H87V96H89L90 95V93H93L94 92V89H95V87H91L90 88V86H94L95 85V83H89V82H87V81H85V80H81V77H77V79L75 78ZM57 81H58V83H57ZM79 81V82H78ZM85 83H84V82ZM8 83V85H7V83ZM10 82H15L17 85H13V87L12 86H9V84H10ZM24 82H25V85H24ZM75 82V83H74ZM78 82V83H77ZM57 83V84H56ZM74 83V84H73ZM87 83V84H86ZM4 84V85H3ZM5 84H6V86H5ZM14 84V83H13ZM56 86H55V85ZM91 84V85H90ZM22 85H24V86H22ZM90 85V86H89ZM48 86V87H47ZM72 86V87H71ZM18 87V88H17ZM42 87H47L46 89L45 88H43V90H42ZM52 87H54V88H52ZM57 87V89H55ZM89 87V88H88ZM237 87V88H236ZM240 86H239V82L237 83V84H235L234 85V87H231L228 91L229 92H227L226 94L228 95V93H229V95L227 96V97H229L228 99H230V100H233V99H235V97L238 99H240L241 97L243 98V96H244V98H243V100H244V104H245V107L246 106H251L254 110H255V112L257 111V114H258V111H261L262 109H260V104L262 103V102H260L261 100L259 99L260 97H256L255 95H253L252 97L253 98H251V96L249 95L250 93H256V92H254V89H249V90H247V89H240L239 88ZM24 88V89H23ZM50 90H49V89ZM74 88V89H73ZM6 89H8V90H6ZM16 89V90H15ZM52 89V90H51ZM92 89H93V91H92ZM132 89V88H131ZM134 89V88H133ZM132 89V90H133ZM12 90H14V91H12ZM28 90V91H27ZM48 90V91H47ZM74 90H76L77 92H75ZM127 90H128V87H127ZM8 91V92H7ZM12 91V92H11ZM21 91V92H20ZM22 91H24V92H22ZM241 91V92H240ZM250 91V92H249ZM18 92H19V94H18ZM75 92V93H74ZM245 92H246V94H245ZM248 92V93H247ZM20 93H21V95H20ZM43 93V94H42ZM77 93V94H76ZM241 93V94H240ZM23 94V95H22ZM234 96L235 94V96L234 97H232V95ZM239 96H238V95ZM245 94V95H244ZM257 94V93H256ZM44 95V96H43ZM243 95V96H242ZM24 97V98H23ZM83 97V98H82ZM231 97H232V99H231ZM256 97V98H255ZM89 98H90V96H89ZM88 98V99H89ZM255 98V99H254ZM87 99V100H88ZM259 99V101H257ZM230 100H228V101H230ZM236 100V99H235ZM119 101H121L120 99H119ZM118 101V102H119ZM86 102V103H85ZM117 102V101H116ZM231 102H233V101H231ZM248 102H249V104H248ZM251 102V103H250ZM255 103H257V105L255 104ZM232 105V106H231ZM259 105V106H258ZM138 106V105H137ZM235 105L234 104H230V106H229V108H231V109H233V107H234ZM28 107H30V108H28ZM115 107V106H114ZM238 106H235V110L236 111H240V110H238V108H237ZM258 107H259V109H258ZM136 108V107H135ZM247 108V107H246ZM257 108V109H256ZM30 110V111H29ZM32 110V111H31ZM234 110V109H233ZM30 113V114H29ZM5 114V115H4ZM16 115H18V116H16ZM92 115V117H91V119L93 118V121L95 120V112L93 113V114H91ZM8 117V118H6V117ZM19 116H20V118H19ZM260 117V115H255V116H253V119H252V121L254 120V122H256L257 120L259 121V119L260 118H258V117ZM13 117H15V118H13ZM13 118V119H12ZM49 118V120H47ZM11 119H12V121H11ZM111 119H113V118H111ZM122 119V120H121ZM125 119H127V117L126 118H117V119H113V120H111L110 121V118L109 117H106V119L104 120V118H103V121H101V123H102V129H103V131H102V135L104 134V131H108L110 134L107 136V137H112V135L114 136V137H116V136H125L126 134H129V131H130V129L128 128V126H129V122L127 123V120H125ZM39 120V121H38ZM46 120V121H45ZM102 120V119H101ZM256 120V121H255ZM10 121V122H9ZM126 121V122H125ZM257 121V122H258ZM44 122H45V124H44ZM51 122V123H50ZM55 122V121H54ZM110 122V123H109ZM254 122H253V124H254ZM256 122V123H257ZM33 124V128L32 127H29L28 126V124ZM106 123V124H105ZM126 123V124H125ZM259 123V122H258ZM34 124H36V126H37V128H39L38 126L40 125V124H43V126H45V128H46V126L48 127V124L51 126V130H53V127H54V131L55 130H59L58 131V134L60 133V134H62V135H64V136H66V139H68V137H70L69 138V141L68 142H66V143H60V142H57V141H55V137L52 135V134H50V135H48L47 134V136L45 135V139H43L44 138V135H43V137H42V133L40 132V130H39V132H38V130H36V126L34 125ZM39 124V125H38ZM52 124V125H51ZM119 124H120V126H119ZM128 124V125H127ZM28 126V127H27ZM50 126H49V128H50ZM53 126V127H52ZM77 126V127H76ZM110 126V127H109ZM112 126V127H111ZM126 126V127H125ZM35 127V128H34ZM84 127H87V128H84ZM28 130H27V129ZM31 128V129H30ZM59 128V129H58ZM106 128V129H105ZM118 128V129H117ZM123 128H125L124 130H122ZM126 128H128L127 130H126ZM92 131H91V130ZM230 129V130H229ZM225 133L227 134H223L222 136H223V138H224V140L222 141V139L223 138H221L220 140L219 139H217V138H219L216 134L215 135H213L214 136V139H213V136H212V139H213V141L215 140V141H219L220 143H225L228 139H227V136H228V138H232L233 136H235L236 138L238 137L239 138V135L241 136V138H243V134L242 133H239V135H235V134H233V132H232V130L234 131L235 129H233V128H229ZM71 130V131H70ZM36 131V132H35ZM57 131H55V132H57ZM66 131V132H65ZM73 131V132H72ZM117 131V132H116ZM121 131H123L122 133H121ZM223 131V130H222ZM228 131H230V132H228ZM246 131H251L250 129H246ZM62 132H64V133H62ZM79 132H81V133H79ZM82 132H83V134H82ZM113 132H115V133H118V132H120V133H118V134H115V133H113ZM128 132V133H127ZM85 133V134H84ZM94 133V134H93ZM96 133V134H95ZM124 133V134H123ZM126 133V134H125ZM230 133H232L231 134V136H230ZM33 134V135H32ZM41 136H40V135ZM59 134V135H60ZM66 134V135H65ZM75 134V135H74ZM80 134V135H79ZM229 134V135H228ZM242 134V135H241ZM245 134V133H244ZM69 135V136H68ZM105 135V134H104ZM233 135V136H232ZM106 136V135H105ZM120 136V137H121ZM215 136H217L216 138H215ZM230 136V137H229ZM48 137V138H47ZM235 137H233L234 139H235ZM113 138V137H112ZM232 138V139H233ZM241 138H239L240 140H241ZM52 139H54V140H52ZM217 139V140H216ZM232 139H230V140H232ZM33 140V141H32ZM43 140H44V142L45 143H43ZM49 140L50 141H52V142H49ZM236 140V139H235ZM258 140V139H257ZM57 142V146L55 145V148L54 147H52V148H54V149H50L49 148V143H54V142ZM31 144H30V143ZM70 142V143H69ZM34 143V144H33ZM47 143V145H44V144H46ZM49 144V145H48ZM52 144H51V146H52ZM68 144V145H67ZM212 144H216V143H211V145ZM257 144H260V142H258ZM31 145V146H30ZM36 145V146H35ZM33 146V147H32ZM54 146V145H53ZM60 146V147H59ZM260 145H255V146H253L255 149H257L260 153H262L263 154V157H264V150H263V152H261V147H259ZM45 147H46V149L48 148V149H50V150H53V151H44L45 150ZM57 147H59V148H57ZM2 148H3V146H2ZM25 148V149H24ZM32 148V149H31ZM34 148V149H33ZM57 148V149H56ZM60 148H61V151H63V152H65L66 154H64L63 152V154H59V153H61V151H60ZM259 148V149H258ZM26 149L27 150H29V149H31L32 151V153L34 154V156H33V154L30 152V158L28 157L29 155L28 154H26L25 153V151H26ZM41 149V150H40ZM42 149H44V150H42ZM56 149V151H54ZM59 149V150H58ZM67 149V150H66ZM40 150V151H39ZM40 153H39V152ZM57 151H58V153H57ZM67 151H68V153H67ZM23 152V153H22ZM44 152V153H43ZM149 152H150V154H149ZM47 153V154H46ZM50 153H52V154H50ZM56 153H57V155H56ZM138 153V154H137ZM145 153H148V155H146ZM36 154H39V155H36ZM68 154V155H67ZM85 154V155H84ZM93 154V158H90L89 157V155L91 156ZM133 154H134V156L135 157H133ZM136 154V155H135ZM144 154V155H143ZM66 157L67 156V158L68 159H70V162H67V163H64V164H66V165H63L62 164V162L60 163V157ZM150 155V156H149ZM20 156V157H19ZM31 160V161H29L28 160V158ZM32 156V157H31ZM38 156H40L38 159H35L36 161L34 162V160H33V158H37ZM58 156H60V157H58ZM69 156V157H68ZM71 156H73V157H71ZM132 156V157H131ZM22 157V158H21ZM89 157V158H88ZM128 157V156H127ZM146 157V158H145ZM148 157V158H147ZM42 158V159H43ZM139 158V159H138ZM143 158H145V159H143ZM8 161H7V160ZM19 159V160H18ZM41 159V160H42ZM72 159V160H71ZM76 159V160H77ZM84 159V158H83ZM2 160V161H1ZM6 160V161H5ZM39 161V163H38V161ZM57 160H59L58 162H57ZM143 162H142V161ZM26 161H27V163H26ZM149 161H151V163L149 162ZM5 162H6V164H5ZM29 162L31 163L30 165H29ZM34 162V163H33ZM137 162H140V163H137ZM141 162H142V164H141ZM149 162V163H148ZM25 163V164H24ZM38 163V164H37ZM69 163V164H68ZM135 163V164H134ZM148 163V165H145V164H147ZM154 163V164H153ZM5 164V165H4ZM11 164H12V166H11ZM16 164H18V166L16 165ZM152 164V165H151ZM22 165V166H21ZM27 165H28V168H27ZM33 165H36V167H32ZM63 165V166H62ZM154 165V166H153ZM5 166H7V170H5V173L3 172L2 174H4V175H2L1 176V171H2V169L5 167ZM29 166L31 167V168H29ZM52 166H50V167H52ZM64 166H66L65 168H63ZM132 166H133V168H132ZM134 166L136 167V168H134ZM139 166V167H138ZM141 166H142V168H141ZM147 166V168H145ZM150 166V167H149ZM11 167V168H10ZM24 167V168H23ZM49 167V168H50ZM140 169V170H138V168ZM25 168H27V169H29L28 171H27V169H25ZM32 168H34L33 170H32ZM144 168V169H143ZM14 169V170H13ZM19 169V170H18ZM67 169V170H66ZM133 169V170H132ZM136 169L138 170V171H136ZM18 170V171H17ZM146 170V171H145ZM151 170H153L154 171V173L151 171ZM25 171H21V172H23L22 174H21V172H18V174L20 173L21 175H16L17 177H19V176H24L25 174H27ZM136 171V172H135ZM9 172V173H10ZM25 172V173H24ZM132 172V173H131ZM152 172V173H151ZM136 173H137V175H136ZM60 174V173H59ZM154 174V175H153ZM157 174V175H156ZM7 176V177H6ZM137 176V177H136ZM85 177V178H84ZM85 179H87V180H85ZM132 179V180H131ZM180 179V180H179ZM179 180V181H178ZM20 181V180H19ZM87 181V183H85ZM21 182V181H20ZM3 184H0L1 186H3ZM21 184V185H20ZM34 184V185H33ZM140 184V183H139ZM138 184V185H139ZM187 185L188 186V190L187 191H183L182 190V188H183V186L184 185ZM32 185V186H31ZM127 185H128V187H127ZM129 185H130V188H129ZM0 186V187H1ZM19 186V187H18ZM258 187H256L257 188V190L258 191H256L255 190V194L258 196V194H260L261 193V190H260V188H261V186L260 185H257ZM90 187V188H89ZM176 187V188H175ZM16 188V189H15ZM32 188V189H31ZM26 189V191H27V189H28V192H24V190ZM29 189H31L32 191H34V192H32V191H29ZM63 191H62V190ZM89 189H91V190H89ZM95 190H96V192H95ZM129 190H131V191H129ZM144 190V191H143ZM174 190V191H173ZM138 191H140V193L138 192ZM145 191H148V192H146L145 193ZM182 191V192H181ZM21 192V193H20ZM22 192H24V193H22ZM30 192V193H29ZM98 192V193H97ZM121 193V196L119 195L120 193ZM124 192V193H123ZM153 192V194H151ZM184 192V193H183ZM193 192V193H192ZM20 194H24L23 196L22 195H20ZM100 194V195H99ZM124 194H126V195H124ZM158 195V197L156 196V195ZM193 194V195H192ZM197 195V196H196ZM60 196V197H61ZM183 196V197H182ZM195 196H196V198H195ZM252 195L250 194L249 195V197H251ZM257 196H255V199L257 200V199H259ZM95 197H97V199L95 198ZM100 197V198H99ZM180 197V198H179ZM182 197V198H181ZM99 198V199H98ZM103 198V199H102ZM106 198V199H105ZM151 198V199H150ZM162 199H163V201H162ZM181 199H185V202L187 203V209H188V212H187V215H186V220H185V224H186V226H185V231L187 230V235L185 234V235H183V236H181L180 235V229H179V227H180V224L182 223V222H180L181 220V218L180 217H178V212H177V203L181 200ZM127 200V201H126ZM151 200L153 201V205L151 204ZM259 200H261V199H259ZM258 200V201H259ZM121 201V202H120ZM122 201H124V202H122ZM136 201H139L138 203L136 202ZM148 201V202H147ZM167 201V202H166ZM126 202H128V203H126ZM135 202V203H134ZM237 203V205L239 206L238 208H239V210L240 209H242L241 208V202L240 201H236ZM240 202V203H239ZM120 203V204H119ZM121 203H122V206H120L121 205ZM124 203V204H123ZM129 203H131V204H129ZM132 203H134V204H132ZM137 203V204H136ZM149 205H147V204ZM127 204H129V205H127ZM140 204V205H139ZM170 204H171V206L173 205L174 207H171L170 206ZM244 204H246V203H244ZM244 204H242V205H244ZM133 205V207H131ZM139 205V206H138ZM143 206V208H141ZM169 206L171 207V208H169ZM204 206V208H207L205 205H202V207ZM201 207V208H202ZM130 208H133V209H130ZM173 208V209H172ZM201 208L199 207V210H201ZM73 209H74V213H72V211H73ZM126 209H128V211H126ZM158 209V210H157ZM162 209H163V211H162ZM168 209H170L169 211L171 212V210H172V212L173 213H171V215L169 216V214L170 213H168L167 212V210ZM193 209V210H192ZM245 209V210H244ZM243 210L244 211H246L247 209L246 208H244ZM254 209V208H253ZM252 209V210H253ZM124 210L126 211L125 212V214H124ZM132 210V211H131ZM137 210V211H136ZM154 210V211H153ZM195 210V211H194ZM212 212H213V210L212 209H210ZM250 211L249 212V214H248V212L246 213V217H245V219H247V221L249 222H252L251 224H250V222H249V229L251 230V229H255L257 232L255 233V234H253L254 236H253V238H254V241L255 242H259V240L261 239V238H259L260 236H261V233H260V235H259V232H260V228H256L255 226H257V224H259L258 223V221H259V217H254L253 215H255L256 216V212L259 210L258 208H257V211H254V210H256V208L253 210V211ZM118 211H119V213H121V214H119L118 213ZM129 211H130V213H129ZM241 211V210H240ZM152 212L154 213V214H152ZM251 212H254V213H251ZM67 213H68V215H67ZM256 213V214H255ZM110 214V215H109ZM112 214V215H111ZM70 215V216H69ZM95 215H97V216H95ZM154 215V216H153ZM164 215V216H163ZM173 215V216H172ZM174 215L177 217V219L178 220H180V221H178L177 219H175V217H174ZM248 215H250V218H249V216ZM66 216V217H65ZM109 216V219L107 218ZM119 216H120V218H119ZM123 216V217H122ZM149 216V217H148ZM167 216H169V217H167ZM214 217V220H213V218L212 219H207V218H205V219H203V224H202V227H203V229H205V231H206V229H209L210 228V226H211V223H215V224H217V222L219 223H227V222H223V221H218V220H215L216 218H218L216 215H213ZM7 217V216H6ZM96 217L99 219V220H96ZM106 217V218H105ZM172 217V218H171ZM252 217H253V219L255 218V220H253L252 219ZM119 218V219H118ZM162 218V219H161ZM166 218V219H165ZM174 218V219H173ZM249 218V219H248ZM112 219V220H111ZM118 219V220H117ZM131 219V220H130ZM152 219H154V220H152ZM251 219V220H250ZM258 219V220H257ZM8 220V221H7ZM102 220H104V224H102V226H99V227H96L95 228V224L99 221V222H101ZM121 222H123V223H120V221ZM147 220V221H146ZM169 220V221H168ZM177 220V221H176ZM191 220V221H190ZM253 220V221H252ZM42 221V222H41ZM95 221H96V223H95ZM117 221V222H116ZM154 222V223H156V226L155 227H151V225L152 224H154V223H151L150 224V222ZM175 221V222H174ZM206 221H207V223H206ZM211 221V222H210ZM41 222V223H40ZM49 223V224H46V223ZM107 222H109V224L107 223ZM126 222V223H125ZM146 222L148 223V224H150V225H144V224H146ZM168 222H169V224H168ZM172 222V223H171ZM38 223L39 224H42L43 223V225H39V226H37L38 225ZM144 223V224H143ZM180 223V224H179ZM231 223V222H230ZM45 224H46V226H45ZM109 225V226H107V225ZM118 224V225H119ZM140 224H142V225H140ZM232 224H234V223H232ZM135 225V226H134ZM136 225H138V227H139V229H138V227L136 226ZM236 227H237V229L238 230H240V227H241V225H238V224H234ZM253 225H255V226H253ZM43 226H45V227H43ZM130 226H131V228H132V230H131V228H130ZM145 226V227H144ZM170 226V227H169ZM174 226L176 227V228H174ZM204 226H206V228L204 227ZM102 227H104V228H102ZM135 227H137V228H135ZM148 229H147V228ZM152 229H151V228ZM207 227H209V228H207ZM243 227V226H242ZM241 227V230L243 229ZM99 228V229H98ZM140 228H141V230H140ZM144 228V229H143ZM150 228V229H149ZM169 228H171V229H169ZM173 228H174V230H173ZM6 231H5V230ZM130 229V230H129ZM133 229H134V232H133ZM169 229V230H168ZM106 230V231H105ZM123 230H125V232L123 231ZM140 230V231H139ZM241 230H240V232H241ZM244 230V229H243ZM242 230V231H243ZM132 231V232H131ZM135 231H136V233H135ZM137 231H139V233L137 232ZM147 231V232H146ZM170 231V232H169ZM174 231V232H173ZM7 232V233H6ZM8 232H10V233H8ZM124 232V233H123ZM127 232H130V234H132V236L133 237H131V235L129 234V233H127ZM150 233V234H149ZM154 233V234H153ZM194 233V234H193ZM9 234V235H8ZM136 234H137V236H136ZM155 234H157L156 236H155ZM2 235H4V237H2ZM8 235V236H7ZM11 235V236H10ZM135 235V236H134ZM139 235H140V237L141 238H138L139 237ZM153 235V236H152ZM6 236H7V238H6ZM9 236H10V238H9ZM146 236V237H145ZM187 236V237H186ZM197 236H198V234H197ZM259 236V237H258ZM71 237V238H70ZM73 237V238H72ZM200 237H201V235H200ZM256 237H258V238H256ZM3 238H5L4 240H3ZM75 238H77V239H75ZM111 238H112V236H111ZM9 239V240H8ZM10 239H12V240H10ZM88 239H90L91 240V242H92V244L89 246V247H87L86 245L84 246V240H88ZM182 239V240H181ZM201 239H202V237H201ZM8 240V241H7ZM257 240V241H256ZM12 241H13V244H12ZM166 241V242H165ZM181 241V242H180ZM8 242H9V245H8ZM63 243V248L60 250V251H57L59 254H60V256H59V258H57L58 260H56V258L53 256V253H52V248L53 247H55L54 246V244H56V243ZM12 245H11V244ZM40 243H46V245H47V247H46V250H44V251H35L34 249H35V247H37V245H39ZM180 243V244H179ZM185 243V244H184ZM73 244H74V246H73ZM187 244V245H186ZM233 243H232V241H231V243H230V241H226L225 242V244H224V246L222 247V250L220 251V253H218V256H220V254L221 255H223V256H220L219 257V259H220V264H230L229 262H233V260H236V261H234L232 264H235V262L237 263L238 262V260H240L241 259V256H242V253L243 252H247V248H245V247H242V246H239V245H236V247H235V245H233L235 248L234 249H232L233 248ZM185 247H184V246ZM231 246V247H230ZM70 247L71 248H73V251H71L70 252ZM182 247H184V248H182ZM116 248H117V245L115 244V243H113V245L111 246V248L109 249V251H108V253L109 252H111V254H112V256H111V260H112V258L113 257H115V263L117 264V263H121V264H125V263H122V262H120V260H121V257L123 256V253L122 252H120V253H118L117 251H116ZM186 248V249H185ZM230 249V251H229V249ZM130 249H128V250H130ZM228 249V250H227ZM231 249H232V251H231ZM124 250V249H123ZM177 250V251H176ZM185 250V251H184ZM224 250H226V251H228V252H224ZM245 250V251H244ZM86 251H88L89 253H88V255H86L87 253H86ZM135 251L136 250H134L133 251V254H132V257H134L135 255H136V253H135ZM187 252H185V253H187ZM224 252V253H223ZM159 253V254H158ZM189 253V252H188ZM188 253L186 254L187 256H189V255H191V256H189V258L191 259V260H194V261H200L201 259L200 258H202V256H201V254L200 253H191V254H189L188 255ZM214 253H215V251H214ZM213 253V254H214ZM223 253V254H222ZM241 253V254H240ZM85 254V255H84ZM163 254V255H162ZM34 255H39V256H41V257H46V259L45 260H33L31 257H33ZM72 255V256H71ZM158 255V256H157ZM199 255V256H198ZM241 255V256H240ZM259 255L260 254H258V255H256V257H259ZM106 256V255H105ZM128 255L126 254V256H125V258L127 257ZM233 256V257H232ZM160 257V258H159ZM231 257V258H230ZM16 258H18V260L17 261H15V259ZM88 258H89V260H88ZM157 259V262H155L156 260L155 259ZM233 258V259H232ZM85 260H88L87 262L85 261ZM85 261V262H84ZM243 260H242V263L241 264H243ZM245 263V262H244ZM75 264V263H74ZM246 264V263H245Z\"/></svg>",
	"mask_w": 264,
	"mask_h": 264
},
{
	"label": "flooded vegetation",
	"instance_id": "flooded-vegetation-1",
	"mask_svg": "<svg viewBox=\"0 0 264 264\" xmlns=\"http://www.w3.org/2000/svg\"><path fill=\"white\" fill-rule=\"evenodd\" d=\"M250 94H252V93H250ZM253 95H256V94L253 93L250 96H253ZM104 134H103V136L101 135V137H95V142L97 144H99V149H98L99 153L95 154V163L89 159H86V158L85 159L74 158L75 161H78L81 164L80 165L74 164L73 168L77 170V167H81L80 169L82 170L84 167H86L85 173H87V170H91L93 173H95V179H93V180H95L96 186L99 185V183L102 181V179H104L105 177H108L110 179V181H108L106 183V185L109 188L113 187L115 189L117 187V185H115V183H116L115 172L118 170L119 171L122 170L125 167V165L127 164V162L120 163L118 160H116V155L123 153L124 159L129 162V161H131V159L129 158V156L131 155V148H129L128 146L121 145V144L110 143V140H112V138L107 137L109 135V132L104 131ZM64 143H66V142H64ZM113 161L117 162V164L119 165L117 170L113 168ZM101 165H104L107 172L101 171ZM141 176H142L143 181H145V179H146L145 174L142 173ZM66 177L67 176H64V174H62V176H60L58 179H59V181L66 182V181H68L66 179ZM82 177H83V174H80V173H73V175L71 176V178L75 181H77V179L80 180ZM113 177H114V179L112 180ZM143 185L147 186L148 183L145 182ZM154 185H156V183H154ZM150 186L152 188V185H150ZM97 188H99V186H97ZM138 192H140V191H138ZM261 193L264 194V191L261 190ZM225 195H227V194H225ZM260 195L261 194H258V196H260ZM223 202H225V203H221L220 205L217 206V208H218L217 212L213 211V214L218 217L216 219L223 221V222H227V223L235 222L236 224H239L242 226L244 224V220H242V217H241L242 214H240L241 212L237 208H234L235 206L230 205L229 204V203H231L230 201L225 200ZM227 202L229 205L227 204ZM254 202H255L254 207L257 208L258 207L257 204H259V203L256 200H254ZM230 209H234L235 211L234 210L231 211ZM212 210H214V209L212 208ZM238 212H240V213H238ZM240 217H241V219H239ZM253 230L254 229H251L252 233H255L256 231L255 230L253 231Z\"/></svg>",
	"mask_w": 264,
	"mask_h": 264
}]
</instances>
